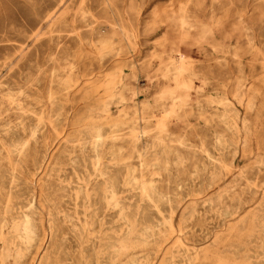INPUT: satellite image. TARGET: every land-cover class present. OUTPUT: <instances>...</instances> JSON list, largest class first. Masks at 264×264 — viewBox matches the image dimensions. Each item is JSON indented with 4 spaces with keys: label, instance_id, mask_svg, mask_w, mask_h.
<instances>
[{
    "label": "rangeland",
    "instance_id": "1",
    "mask_svg": "<svg viewBox=\"0 0 264 264\" xmlns=\"http://www.w3.org/2000/svg\"><path fill=\"white\" fill-rule=\"evenodd\" d=\"M131 263L264 264V0H0V264Z\"/></svg>",
    "mask_w": 264,
    "mask_h": 264
},
{
    "label": "bare ground",
    "instance_id": "2",
    "mask_svg": "<svg viewBox=\"0 0 264 264\" xmlns=\"http://www.w3.org/2000/svg\"><path fill=\"white\" fill-rule=\"evenodd\" d=\"M75 1V0H74ZM106 1V0H105ZM54 3V2H53ZM104 3V2H103ZM50 7V6H49ZM67 11H68V9H67ZM71 11V10H70ZM53 17H55V13L52 15ZM74 18V17H73ZM73 21V20H72ZM111 24V23H110ZM48 25H49V23H48ZM118 26V25H117ZM50 27V26H49ZM111 27H112V25H111ZM72 28V27H71ZM122 28V27H121ZM123 30V29H122ZM113 32V31H112ZM134 33V32H133ZM126 36V35H125ZM54 39V38H53ZM126 40V39H125ZM53 41V40H52ZM128 43V42H127ZM59 44V43H58ZM54 46V45H53ZM59 46V45H58ZM57 48V47H56ZM55 48V51L57 50ZM54 49V48H53ZM55 51H54V53H55ZM55 55V54H54ZM53 55V56H54ZM131 57V56H130ZM180 63V62H179ZM184 63H186V62H184ZM182 71V70H181ZM175 86V85H174ZM180 86V85H179ZM178 86V87H179ZM181 87V86H180ZM176 89V88H175ZM162 120V119H161ZM162 128H163V126H161ZM97 137H99V135H97ZM43 169V168H42ZM104 191H107V192H109L110 193V195H111V197H114V193H113V191L112 190H110L107 186H105L104 187ZM144 192V191H143ZM96 194V193H95ZM109 195V196H110ZM107 199V198H106ZM104 200H105V198H104ZM104 204L105 205H108V203L107 202H104ZM23 219H24V221H23V224H24V228H23V230L22 229H20L19 227H17L16 228V230H15V234L14 235H16V237H22L23 239H25V240H28V239H31V237L33 236V233H32V231L30 230V227H29V224H30V219L27 217V216H24L23 217ZM22 222V221H21ZM11 234V233H10ZM6 235V234H5ZM7 235H8V233H7ZM10 237V236H9ZM7 238V237H6ZM3 239V238H2ZM11 239H13V238H11ZM113 239V238H112ZM119 240V239H118ZM10 241V240H9ZM19 241V240H18ZM22 241V240H21ZM7 242V241H6ZM30 242H32V241H30ZM16 243V242H15ZM18 243V242H17ZM110 245V244H109ZM108 244H107V246H109ZM110 247V246H109ZM10 248V247H9ZM13 248H15V247H13ZM19 248V247H18ZM24 249V248H23ZM16 250V249H15ZM119 250V249H118ZM10 251V250H9ZM12 251V250H11ZM25 251V250H24ZM23 251V252H24ZM116 252V251H115ZM3 253V252H2ZM17 253V252H16ZM20 253V252H19ZM18 253V254H19ZM22 253V252H21ZM5 254V253H4ZM9 255V254H8ZM11 255V254H10ZM109 255V254H108ZM7 256V255H6ZM12 256V255H11ZM14 256V255H13ZM12 256V257H13ZM2 257H3V255H2ZM15 259V258H14ZM34 259H36V258H34ZM20 263V262H19ZM133 263V262H132ZM131 263V264H132Z\"/></svg>",
    "mask_w": 264,
    "mask_h": 264
}]
</instances>
